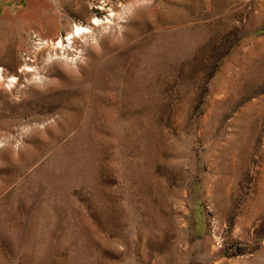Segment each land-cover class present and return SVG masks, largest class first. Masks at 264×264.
Segmentation results:
<instances>
[{
	"label": "rangeland",
	"instance_id": "obj_1",
	"mask_svg": "<svg viewBox=\"0 0 264 264\" xmlns=\"http://www.w3.org/2000/svg\"><path fill=\"white\" fill-rule=\"evenodd\" d=\"M0 264H264V0H0Z\"/></svg>",
	"mask_w": 264,
	"mask_h": 264
},
{
	"label": "bare ground",
	"instance_id": "obj_2",
	"mask_svg": "<svg viewBox=\"0 0 264 264\" xmlns=\"http://www.w3.org/2000/svg\"><path fill=\"white\" fill-rule=\"evenodd\" d=\"M83 29L84 28H76L75 30H74V32L73 33H71V36L70 37H68V38H66V39H68V40H71V39H73L74 38V36H78L80 33H83ZM85 31H87V30H85Z\"/></svg>",
	"mask_w": 264,
	"mask_h": 264
}]
</instances>
